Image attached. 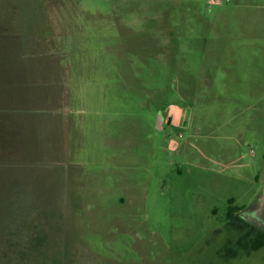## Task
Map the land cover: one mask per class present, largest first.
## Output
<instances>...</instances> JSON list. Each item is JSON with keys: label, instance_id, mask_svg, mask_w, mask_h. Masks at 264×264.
<instances>
[{"label": "rangeland", "instance_id": "obj_1", "mask_svg": "<svg viewBox=\"0 0 264 264\" xmlns=\"http://www.w3.org/2000/svg\"><path fill=\"white\" fill-rule=\"evenodd\" d=\"M229 207L264 230V0H0V264H264Z\"/></svg>", "mask_w": 264, "mask_h": 264}, {"label": "trees", "instance_id": "obj_2", "mask_svg": "<svg viewBox=\"0 0 264 264\" xmlns=\"http://www.w3.org/2000/svg\"><path fill=\"white\" fill-rule=\"evenodd\" d=\"M239 212L238 209L229 207L228 211H227V218L229 219V225H231L232 227H234L235 229H243V230H248L247 231V235H249V233L253 232V230L256 231L254 239L257 243H255V247L253 248H257V247H261L264 245V233H261L259 231H257L256 229H253V227L251 225H249L248 223L244 222L243 220H241V218L237 215V213ZM246 234V232H245Z\"/></svg>", "mask_w": 264, "mask_h": 264}, {"label": "crops", "instance_id": "obj_3", "mask_svg": "<svg viewBox=\"0 0 264 264\" xmlns=\"http://www.w3.org/2000/svg\"><path fill=\"white\" fill-rule=\"evenodd\" d=\"M240 217V216H239ZM241 218V217H240ZM241 220H243L244 222H246L247 223V221L245 220V219H243V218H241ZM257 229V228H256ZM259 232H261V233H264V230H262L261 228H260V230L259 229H257Z\"/></svg>", "mask_w": 264, "mask_h": 264}, {"label": "water", "instance_id": "obj_4", "mask_svg": "<svg viewBox=\"0 0 264 264\" xmlns=\"http://www.w3.org/2000/svg\"><path fill=\"white\" fill-rule=\"evenodd\" d=\"M159 123H160V124L162 123V119H161V118H159Z\"/></svg>", "mask_w": 264, "mask_h": 264}]
</instances>
